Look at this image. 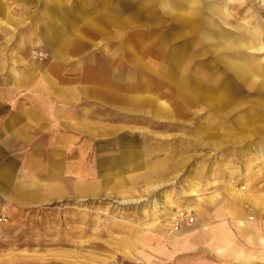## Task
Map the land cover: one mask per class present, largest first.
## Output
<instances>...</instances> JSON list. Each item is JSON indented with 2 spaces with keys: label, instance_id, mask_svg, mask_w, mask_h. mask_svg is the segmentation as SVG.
<instances>
[{
  "label": "rangeland",
  "instance_id": "1",
  "mask_svg": "<svg viewBox=\"0 0 264 264\" xmlns=\"http://www.w3.org/2000/svg\"><path fill=\"white\" fill-rule=\"evenodd\" d=\"M167 1L0 0V104L4 89L24 105L43 98L17 77L36 61L45 89H70L48 104L93 126L68 120L70 150L89 145L92 167L104 168L86 193L75 176L36 204L0 197V264H169L165 238L227 212V198L251 222L264 218V92L237 81L220 36L203 34L207 18L233 36L260 32L248 52L264 77V0H200L183 26ZM220 76L221 99L198 92V80Z\"/></svg>",
  "mask_w": 264,
  "mask_h": 264
},
{
  "label": "crops",
  "instance_id": "2",
  "mask_svg": "<svg viewBox=\"0 0 264 264\" xmlns=\"http://www.w3.org/2000/svg\"><path fill=\"white\" fill-rule=\"evenodd\" d=\"M37 65L34 61L27 67V72L17 73V77L20 82H33L42 89H34L32 97L46 99H35L32 104L24 105L20 103V90L19 95H14L18 100H12L11 90L4 89L3 100L8 103L0 104V197L20 205L51 198L59 191L61 183L66 184L75 176L82 180L76 184L79 191L86 193L93 186L101 188L102 180L98 178L104 170L101 163L92 167L89 145L78 148L77 153L75 149L70 150L72 134L67 127L68 120L75 126L80 123L89 131L93 126L89 122L86 126L84 120L76 123L73 117L69 119L68 105L48 104L49 97L60 96L59 92L67 93L70 89H45L40 76L33 79ZM59 80L64 86L69 84L64 78ZM94 129L105 127L95 126ZM55 154L60 155L57 161ZM103 160L100 156L99 161ZM114 172L119 173V170ZM234 205L237 212L233 211ZM218 207L212 209L209 217L200 220L195 229L183 223V228L187 229H183L182 234L165 238L169 264H264V218L252 222L250 218H244L243 215L249 216V211L244 212L240 203L230 198L226 200L228 213ZM202 213L208 216L210 212ZM240 219L246 224L240 226Z\"/></svg>",
  "mask_w": 264,
  "mask_h": 264
},
{
  "label": "bare ground",
  "instance_id": "3",
  "mask_svg": "<svg viewBox=\"0 0 264 264\" xmlns=\"http://www.w3.org/2000/svg\"><path fill=\"white\" fill-rule=\"evenodd\" d=\"M197 2L199 4L200 0H169V2L167 1V3H164L162 5V7H167L168 8L167 9L168 11L165 10V12L167 13V17L168 16H169V18L171 17L172 21L175 20L174 18L179 19L180 21H179L178 24L183 26V24L187 25V24H191L192 23V16L191 15H193L195 13L194 12L195 3H197ZM226 2H228V1H226ZM188 4H189V9L190 10L187 13H185L184 10L179 9V8H182V6L183 7L187 6ZM227 6H229L228 3H227ZM225 9H226V7H225ZM152 15H154V12H150V16H152ZM188 15H190L191 17L188 16ZM207 20H208L207 23L209 22L208 25L210 26V29H207L203 33L204 34V38L207 39V40H210V39L213 38V36H216V35L220 36L218 38L219 39V43L223 46V48H225L227 50V54L220 56V60L223 62L224 65L228 66L233 71V77H235V79L237 81H239L240 83H242L245 86H248L251 89H254V90L257 89L260 92V94H262L261 91L264 92V77L260 76L259 74H257L254 71V68H253V65H252L254 54L248 52V49L250 50V49H254V48L262 46L261 38H260L261 33L260 32L259 33H253L250 30V31H247V32H241L237 36H233L232 34H228L226 32V30H224V29H218L219 28V24L217 22H214V21H212V20H210L208 18H207ZM113 22H115V21H113ZM225 22H226V20H225ZM173 23H174V21H173ZM170 32H172V29L170 30ZM185 33H187V32L184 31V33H182V34L184 35ZM183 35H179V36H183ZM140 39L142 40V38H140ZM214 40L216 41V39H214ZM141 42H143V41H141ZM135 43L136 42H134V44ZM172 61H174V60H172ZM182 61H183L182 58L179 59V60L175 59L174 63L177 66L176 75L178 76V78L180 80L181 79L185 80V79H187L185 77V73H186L185 69L182 68V67L180 68V64H181ZM225 68H227V67H225ZM170 69L172 70V67ZM171 72L173 73V71H171ZM221 78H222L221 76L218 79L217 78L214 79V78L210 77L209 82H206V81L204 82L202 80H198V92L199 93L201 92L200 94L203 95V97L216 95V97H219L221 99L222 98L221 94H223V87L222 86H218L217 87L215 85V83L216 84L219 83ZM208 92H212V93L210 95H207ZM227 94H228V91H227ZM165 183L167 184L166 181H165ZM243 189H245V188H243ZM236 207L237 206L234 205V210L233 211H235V212H237V208ZM238 222H239L240 226H243V225L246 224V221L243 220V219L238 220ZM205 228H207V227H205ZM173 237H175V236H173Z\"/></svg>",
  "mask_w": 264,
  "mask_h": 264
},
{
  "label": "built area",
  "instance_id": "4",
  "mask_svg": "<svg viewBox=\"0 0 264 264\" xmlns=\"http://www.w3.org/2000/svg\"><path fill=\"white\" fill-rule=\"evenodd\" d=\"M2 220L4 219V218H1Z\"/></svg>",
  "mask_w": 264,
  "mask_h": 264
}]
</instances>
